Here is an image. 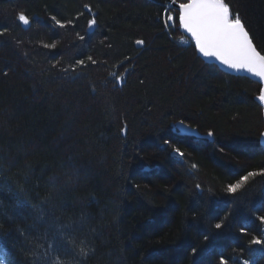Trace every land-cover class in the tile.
Returning <instances> with one entry per match:
<instances>
[{
    "label": "trees",
    "instance_id": "obj_1",
    "mask_svg": "<svg viewBox=\"0 0 264 264\" xmlns=\"http://www.w3.org/2000/svg\"><path fill=\"white\" fill-rule=\"evenodd\" d=\"M226 2L264 49V0ZM166 7L0 0V264H264V248L248 246L264 235L253 212L264 208L261 86L182 46ZM181 120L214 142L174 132Z\"/></svg>",
    "mask_w": 264,
    "mask_h": 264
},
{
    "label": "snow or ice",
    "instance_id": "obj_2",
    "mask_svg": "<svg viewBox=\"0 0 264 264\" xmlns=\"http://www.w3.org/2000/svg\"><path fill=\"white\" fill-rule=\"evenodd\" d=\"M84 8L92 13L90 5L85 4ZM16 19L23 25H29L30 23L29 17L23 11L16 13ZM50 19L60 29L73 25L72 20L62 21L56 16H51ZM161 19L165 26H172L178 22V30L182 29L190 35L194 41L195 51L200 56L214 59L220 65L237 72L245 71L254 77H258L261 84L264 85V49L257 46L252 33L241 17V13L239 11L234 12L226 0H171V7L164 8ZM96 25L97 19L93 14V17L87 21V27L91 29ZM7 32V28H0V37L5 36ZM77 35L80 40H84V36L79 35V33ZM216 41L223 43L224 47L221 51L209 54L204 50L207 44ZM135 44L143 46L145 41L137 39ZM43 47L56 49L57 43L45 44ZM87 60L93 65L97 63L90 55ZM58 63L59 61L53 64L52 67L56 68ZM76 64L81 67L86 66L84 59L76 60ZM115 82L117 85H122L124 80L117 76ZM257 99L261 102V106H264V86L260 87ZM179 123L183 125L184 121L181 120ZM207 135L212 137L214 133L209 130ZM261 136L264 137V133H261ZM164 144L172 147L175 156L184 157V152L180 147L173 145L172 141L165 139ZM193 167L195 168L196 165H193ZM257 173L264 176V169ZM196 187L199 189L200 185L197 184ZM227 187L228 195H235L238 190H241L240 187H233L232 185ZM262 211H264V208L253 209L254 213H261ZM257 219L261 225H264V215H258ZM224 227V219H220L214 224V228L217 230ZM247 232L246 227L240 228L241 235H247ZM204 238L205 240L208 239L207 236ZM248 246L249 248L251 246L264 248V235H252L248 240ZM196 253L197 249L192 247L191 254L195 256ZM218 264H229V259L221 254L218 257ZM241 264H252V261L245 259L241 261Z\"/></svg>",
    "mask_w": 264,
    "mask_h": 264
},
{
    "label": "water",
    "instance_id": "obj_3",
    "mask_svg": "<svg viewBox=\"0 0 264 264\" xmlns=\"http://www.w3.org/2000/svg\"><path fill=\"white\" fill-rule=\"evenodd\" d=\"M166 1L171 2V0H166ZM37 18H38L37 16L34 17V19H37ZM95 29H96V26H94L91 29L88 28V31H89V33H94ZM181 32L194 43V41L192 40V38L190 37L189 34L185 33L182 29H181ZM223 47H224V45L221 41H216L214 43L207 44L205 46L204 50L206 52H208L209 54H212V53L221 51L223 49ZM199 56H200V54H199ZM200 57L202 58V60L205 63H207L209 65L217 66L225 74L235 76V77L247 78V79L259 84L260 86H264L261 84L258 77H254L245 71L237 72L235 70H232V69H229V68H226V67L220 65L214 59L204 58L202 56H200ZM257 102L261 106V102L258 99H257ZM261 107L263 109V121H264V106H261ZM172 128H173L174 132H178L182 136H187V137H192V138H197V139H205V140H209L211 142H214V140H215L214 135L212 137H208L207 134L202 133L199 129L194 128V127H192L186 123H184L183 125H181L179 122L174 123L172 125ZM263 133H264V131H263ZM260 144L264 148V137H262V136L260 138Z\"/></svg>",
    "mask_w": 264,
    "mask_h": 264
},
{
    "label": "built area",
    "instance_id": "obj_4",
    "mask_svg": "<svg viewBox=\"0 0 264 264\" xmlns=\"http://www.w3.org/2000/svg\"><path fill=\"white\" fill-rule=\"evenodd\" d=\"M169 7V6H168ZM178 27L176 24L172 25V26H165V30L166 32H171L173 30H176ZM183 45L187 44V42H182Z\"/></svg>",
    "mask_w": 264,
    "mask_h": 264
},
{
    "label": "bare ground",
    "instance_id": "obj_5",
    "mask_svg": "<svg viewBox=\"0 0 264 264\" xmlns=\"http://www.w3.org/2000/svg\"><path fill=\"white\" fill-rule=\"evenodd\" d=\"M168 6L171 7V2H167V7L166 8H168ZM176 25L178 27V22L176 23Z\"/></svg>",
    "mask_w": 264,
    "mask_h": 264
},
{
    "label": "rangeland",
    "instance_id": "obj_6",
    "mask_svg": "<svg viewBox=\"0 0 264 264\" xmlns=\"http://www.w3.org/2000/svg\"><path fill=\"white\" fill-rule=\"evenodd\" d=\"M259 251L261 252L262 251V249H259ZM252 264H254V262L252 261Z\"/></svg>",
    "mask_w": 264,
    "mask_h": 264
}]
</instances>
